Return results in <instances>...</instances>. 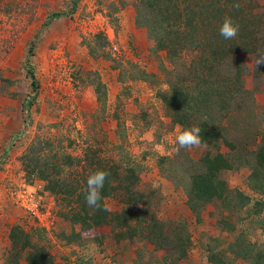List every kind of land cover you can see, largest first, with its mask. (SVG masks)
I'll return each instance as SVG.
<instances>
[{"label":"rangeland","instance_id":"obj_1","mask_svg":"<svg viewBox=\"0 0 264 264\" xmlns=\"http://www.w3.org/2000/svg\"><path fill=\"white\" fill-rule=\"evenodd\" d=\"M254 2L259 3L255 11L264 12V0L245 1L248 6ZM72 9L73 0L0 2V264L8 257L9 233L16 225L34 233V240L44 244L59 264H161L162 252L154 246L141 240L117 243L110 227L97 230L100 245L89 239L69 244L80 227L63 218L62 204L45 190L44 182L28 184L21 164L22 155L40 140L52 142L47 148L50 155L82 159L88 153L122 171L136 168L138 189L152 195L154 215L162 221L188 222L192 246L181 264H210L209 247L226 248L235 234L219 226L216 205H208L200 221L187 207L188 172L208 148L177 151L175 137L182 128L172 123L158 96L169 88L165 69L173 65L165 52L155 50L147 29L136 24L134 0H80L71 15L48 22L53 13ZM134 27L145 32L137 40ZM98 33L109 40L105 56L102 50L94 55L88 48L97 46ZM241 56L245 86L254 92L255 106L243 116L251 122L248 129L237 127L241 132L234 133L238 144L249 145L260 123L264 129V74L256 77L254 55ZM28 60L40 95L31 108L32 122L21 134L23 103L31 92L25 69ZM98 79L106 86L103 104L95 93ZM252 115H257L255 121ZM221 151L228 149L222 145ZM249 174L244 168L224 177L231 189L264 200L249 189ZM106 205L113 212L123 207L117 197L108 198ZM29 207L43 215V223ZM241 216L236 235L245 232L249 240L262 244L264 231L258 221L264 220V211L250 216L244 210ZM19 264L26 262L22 259Z\"/></svg>","mask_w":264,"mask_h":264},{"label":"trees","instance_id":"obj_2","mask_svg":"<svg viewBox=\"0 0 264 264\" xmlns=\"http://www.w3.org/2000/svg\"><path fill=\"white\" fill-rule=\"evenodd\" d=\"M245 1L134 0L136 24L147 29L155 42V50L165 52L173 65L172 69H165L169 88L158 95L167 115L182 130L200 127L201 145L208 148L188 172L187 207L200 221L204 209L216 205L220 209L219 226L235 234L228 247H209L210 264H264V242H252L245 232L236 235L237 226L243 220L242 212L247 210L250 216H260L264 200L255 201L247 193L231 189L224 177L228 172L247 168L249 189L253 194L264 196L263 123L256 127L252 144H238L234 133L241 132L237 127L248 129L251 122L243 116L248 108L255 106L254 92L245 86L246 65L241 55L257 57L258 52H264V12L255 11L259 3L248 6ZM79 2L73 0L70 12L53 13L48 22L71 15ZM236 4L239 8L234 7ZM225 17H231L239 25L235 39L225 40L219 35ZM94 37L99 42L95 47H88L90 53L97 55L102 50L101 55L105 56L108 38L102 33ZM29 64L28 60L25 69L31 92L23 103L25 121L21 134L32 122L31 108L40 95L38 79ZM255 72L257 78L264 74V64L256 66ZM94 86L98 102L103 104L106 86L101 79ZM222 145L227 147L226 153L221 151ZM51 146L49 140L34 142L22 155L21 164L28 184L36 180L44 182L45 190L62 204L63 218L80 227V233L71 234L75 237L69 244L89 239L100 245L102 236L97 230L110 227L117 243L141 240L154 246L162 252L161 264H181L187 258L192 246L188 222L182 218L162 221L154 215L150 205L152 195L138 189L140 175L136 168L122 171L115 164L88 153L82 159L59 153L50 155L51 149L47 148ZM96 170L110 173L103 196L105 203L110 197L119 198L123 204L120 211L96 210L86 204L87 177ZM258 222L264 231V220ZM34 236L19 225L13 226L9 233L11 248L4 264H19L22 259L26 264H59Z\"/></svg>","mask_w":264,"mask_h":264},{"label":"clouds","instance_id":"obj_3","mask_svg":"<svg viewBox=\"0 0 264 264\" xmlns=\"http://www.w3.org/2000/svg\"><path fill=\"white\" fill-rule=\"evenodd\" d=\"M234 7L239 8V5L236 4ZM238 33L239 25L235 23L231 17H225L219 28V35L225 40H232L237 37ZM253 63H255L257 67L264 64V52H258ZM179 127L180 126H178V128ZM175 140L178 144L177 151L180 149L199 147L203 143L201 128L198 126H192L183 129L182 131H179L178 135H176ZM109 175L110 173L105 170H96L95 172L90 173L87 177L84 193L85 202L90 208L111 211L105 203L106 198L103 196V189Z\"/></svg>","mask_w":264,"mask_h":264},{"label":"crops","instance_id":"obj_4","mask_svg":"<svg viewBox=\"0 0 264 264\" xmlns=\"http://www.w3.org/2000/svg\"><path fill=\"white\" fill-rule=\"evenodd\" d=\"M132 33H133V35H134V37H135L136 40L139 38L138 35H141V36H142V34H143V35L145 34V32L143 31V29L137 30L135 27H134V29L132 30ZM136 36H137V37H136ZM139 42H140V41H139Z\"/></svg>","mask_w":264,"mask_h":264},{"label":"built area","instance_id":"obj_5","mask_svg":"<svg viewBox=\"0 0 264 264\" xmlns=\"http://www.w3.org/2000/svg\"><path fill=\"white\" fill-rule=\"evenodd\" d=\"M29 209L32 210L33 213H35V215L37 216L38 220L41 221V222L43 223V220H42V216H43V215L40 214L38 211H34V209H31L30 207H29ZM44 226H45V224H44Z\"/></svg>","mask_w":264,"mask_h":264}]
</instances>
